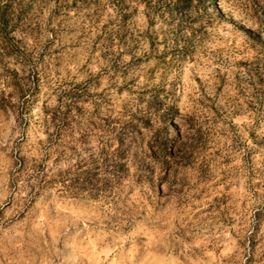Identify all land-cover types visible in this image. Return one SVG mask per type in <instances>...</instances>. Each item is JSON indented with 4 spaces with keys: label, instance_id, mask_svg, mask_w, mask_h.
Returning a JSON list of instances; mask_svg holds the SVG:
<instances>
[{
    "label": "rangeland",
    "instance_id": "obj_1",
    "mask_svg": "<svg viewBox=\"0 0 264 264\" xmlns=\"http://www.w3.org/2000/svg\"><path fill=\"white\" fill-rule=\"evenodd\" d=\"M4 3L0 264H264V0Z\"/></svg>",
    "mask_w": 264,
    "mask_h": 264
},
{
    "label": "trees",
    "instance_id": "obj_2",
    "mask_svg": "<svg viewBox=\"0 0 264 264\" xmlns=\"http://www.w3.org/2000/svg\"><path fill=\"white\" fill-rule=\"evenodd\" d=\"M175 1H178V0H175ZM8 8L9 6L5 3L0 5V29H6L7 26L9 25L8 24L9 23Z\"/></svg>",
    "mask_w": 264,
    "mask_h": 264
}]
</instances>
